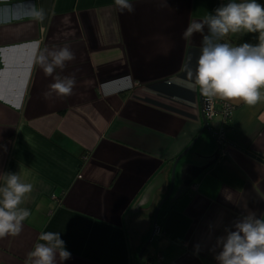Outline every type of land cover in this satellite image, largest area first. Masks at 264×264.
<instances>
[{
    "label": "crops",
    "instance_id": "1",
    "mask_svg": "<svg viewBox=\"0 0 264 264\" xmlns=\"http://www.w3.org/2000/svg\"><path fill=\"white\" fill-rule=\"evenodd\" d=\"M28 2L45 10L43 23H0V185L8 173L33 184L21 233L0 238V264H26L43 232L60 234L71 253L62 264H149L150 256L153 264H217L216 237L247 214L264 216L254 190L264 193V101H228V146L218 149L210 131L200 132V92L185 71L195 69L202 35L185 40L183 32L225 0H131V13L114 0ZM258 35L224 39L257 44ZM36 41L74 53L54 73L75 77L70 96L45 99L54 81L30 67ZM215 100L212 131L221 125ZM176 158L173 191L154 220Z\"/></svg>",
    "mask_w": 264,
    "mask_h": 264
},
{
    "label": "clouds",
    "instance_id": "2",
    "mask_svg": "<svg viewBox=\"0 0 264 264\" xmlns=\"http://www.w3.org/2000/svg\"><path fill=\"white\" fill-rule=\"evenodd\" d=\"M120 12L134 11L131 0H114ZM0 23L29 17L37 23H43L47 13L43 8L28 0L18 4H9L0 0ZM200 33L202 41L195 69L185 65L190 87L199 89L200 94L209 99L232 101L249 107L264 101V5L257 0L221 3L214 14H208L199 21H191L183 38ZM258 33V43H241L233 46L225 42L230 34ZM39 41L32 44L30 67L39 66L46 76L53 78L44 94L45 99L53 94L67 97L72 94L76 84L74 76L54 75L57 69L63 70L67 62L75 59L68 45L40 47ZM14 107H22L17 102ZM4 184L0 185V238L18 236L23 221L30 216L26 207L28 195L33 184L23 182L19 174H5ZM254 190L264 199L258 187ZM37 243L27 254L26 264H57V256L62 264L70 259L64 241L58 232H43ZM217 264H264V216L257 218L255 213L247 214L224 229V234L216 237L213 251Z\"/></svg>",
    "mask_w": 264,
    "mask_h": 264
},
{
    "label": "built area",
    "instance_id": "3",
    "mask_svg": "<svg viewBox=\"0 0 264 264\" xmlns=\"http://www.w3.org/2000/svg\"><path fill=\"white\" fill-rule=\"evenodd\" d=\"M201 103H202V114L205 116L207 120L212 119L217 113L216 100L215 99L209 100L201 96ZM233 108L234 105L232 103L228 101H221V106L218 111V113L221 114V125L217 130L214 131L210 130L212 136L217 141V145L219 149H223V147L228 146L227 139L225 138L224 135V129H225V125L231 119ZM192 187L195 188V186ZM155 259L158 263H160L159 259L157 258V255L155 256Z\"/></svg>",
    "mask_w": 264,
    "mask_h": 264
},
{
    "label": "water",
    "instance_id": "4",
    "mask_svg": "<svg viewBox=\"0 0 264 264\" xmlns=\"http://www.w3.org/2000/svg\"><path fill=\"white\" fill-rule=\"evenodd\" d=\"M227 2H229V0H225V4L227 3ZM225 42H227V41H225ZM201 94H200V101H201ZM201 115H202V117H203V125H202V129H201V131L200 132H202V131H204V130H207V131H210V126H209V122H208V120L205 118V116L202 114V110H201ZM189 149V146H187L183 151H182V153H181V155H183V154H185L186 153V151ZM176 160H177V158L175 159V161L173 162V169H172V172H171V183H170V187H169V191L166 193V195L163 197V199H161L160 200V203L157 205V207H156V209H155V211H154V220H156V218H157V215H158V211H159V209L161 208V206L163 205V203L165 202V200L171 195V193H172V191H173V184H174V179H175V176H174V172H175V167H176ZM156 223H155V221H154V229H153V231H152V233L150 234V236L148 237V240L147 241H145L144 243H143V245L141 246V251H140V253H139V256H138V261L140 262L141 261V257H142V255L144 254V252H146L147 250H145L146 248H147V246L149 245V244H151V242H152V237H153V235H154V233H155V231H156V229H158V226H156L155 225ZM147 261L149 262V264H153L154 262H153V258L150 256V257H148L147 258ZM140 264H141V262H140Z\"/></svg>",
    "mask_w": 264,
    "mask_h": 264
},
{
    "label": "trees",
    "instance_id": "5",
    "mask_svg": "<svg viewBox=\"0 0 264 264\" xmlns=\"http://www.w3.org/2000/svg\"><path fill=\"white\" fill-rule=\"evenodd\" d=\"M234 41H235V40H234ZM217 146H218V145H217ZM218 149H219V147H218ZM155 225L158 226L157 224H155ZM158 228H159V226H158ZM152 241H153V237H152ZM151 243H152V242H151ZM145 250L149 251V250H148V247H147ZM141 262H142V264H145V263H146L143 259H142Z\"/></svg>",
    "mask_w": 264,
    "mask_h": 264
},
{
    "label": "rangeland",
    "instance_id": "6",
    "mask_svg": "<svg viewBox=\"0 0 264 264\" xmlns=\"http://www.w3.org/2000/svg\"><path fill=\"white\" fill-rule=\"evenodd\" d=\"M190 154H191V153H188V152H187V153L182 157V159H185V156H189ZM174 176H175V175H174ZM175 177H176V176H175ZM158 229H159V228H158ZM158 229H156L155 232H157ZM153 242H154V240H153Z\"/></svg>",
    "mask_w": 264,
    "mask_h": 264
}]
</instances>
